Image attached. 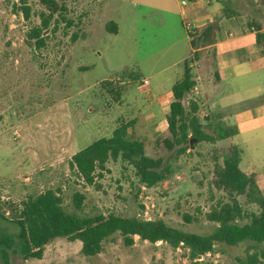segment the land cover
<instances>
[{"label": "rangeland", "instance_id": "374dc122", "mask_svg": "<svg viewBox=\"0 0 264 264\" xmlns=\"http://www.w3.org/2000/svg\"><path fill=\"white\" fill-rule=\"evenodd\" d=\"M182 1L68 0L44 32L45 46L38 49L28 34L41 25L45 8L38 0H29L26 17L20 0H0V213L6 217L0 216V236L15 240L17 253L10 252V264H235L237 256L245 255L247 245H218L214 253L191 261L184 248L175 250L166 243L153 244L138 237L133 246L126 247L118 234L92 257L81 253L79 240L63 238L47 245L42 259L23 263L19 253L16 206L49 189H60L66 210L81 216L115 213L161 219L190 232L209 234L214 225L206 213L222 196L211 184L214 155L221 156L231 143H237L244 151L242 168L264 173V131L214 145L195 142L191 153L181 157L154 146L168 125L164 116L153 126L146 124L150 106L183 78L184 62L179 61L191 51L188 33L195 29L187 13L191 2L186 0L189 6L182 7ZM221 1L237 10L239 15L234 17L238 21L254 19L264 24V0ZM108 23L116 26L117 33L107 31ZM203 52L194 72L207 81L209 69L203 62L208 56ZM143 79L150 81L138 89ZM222 92L236 93L225 85L218 87V93ZM199 97L196 91L190 95L199 102L203 124L215 129L220 117L204 114ZM252 102L249 109L254 113L259 104ZM243 110L238 108L240 113ZM133 119L135 135L149 141L148 154L163 156L174 165L175 174L147 188L131 167L111 161L99 187L86 189L84 208L76 211L73 194L84 189L74 184L71 157ZM213 129L205 130L212 134ZM131 133L129 129L128 138ZM239 199L246 210L258 209L256 204H246L244 197ZM186 215L193 222L188 223ZM3 248L0 264H5Z\"/></svg>", "mask_w": 264, "mask_h": 264}, {"label": "trees", "instance_id": "16d2710c", "mask_svg": "<svg viewBox=\"0 0 264 264\" xmlns=\"http://www.w3.org/2000/svg\"><path fill=\"white\" fill-rule=\"evenodd\" d=\"M20 1V9L29 17V0ZM38 1L46 12L41 14V25L34 27L28 38L35 40L36 47L41 49L46 43L44 32L49 29L53 17L64 11L68 0ZM227 5L226 3L223 6L226 17L239 15L237 10H230ZM247 24L248 28L255 32L256 47L260 55L264 56L263 24L254 19ZM106 29L108 32L117 33L113 23H108ZM219 31L220 23L216 21L188 33L194 51L183 63V78L172 88V101L166 116L167 129L160 138L154 140V146L164 147L177 157L191 153V149L196 147L195 142L214 145L218 141L233 140L239 134L235 125L219 123L215 129L213 126H205L199 116V102L190 99L197 85L194 69L202 60V52L217 43ZM106 84L107 82H102L103 86ZM116 95L119 97L120 92L117 91ZM262 103L264 104V95ZM135 123V119L122 122L110 137L94 141L71 157L69 166L75 177L74 184L84 189L73 194V206L76 211L84 208L86 189L99 187V180L109 171L107 165L111 161L122 162L125 167H131L138 182L147 188L155 187L173 177L174 165L163 156L148 154L149 141L135 135ZM206 127L214 130L212 134L205 130ZM129 129L132 133L128 138ZM243 154L241 146L231 143L226 151L220 152L221 156L214 155L211 184L222 196L206 213L207 221L214 225L209 234L190 232L169 225L161 219L124 217L115 213L81 216L66 210L60 189H49L28 197L16 206L14 221L21 228L19 253L22 261L26 263L30 259H42L46 246L55 238L72 242L79 240L82 243L81 253L92 257L100 254L104 243L118 234L126 247L133 246L135 238L138 237L141 241L153 244L166 243L175 250L184 248L188 251L191 261L214 253L218 245H247L245 255L237 256L235 264H264V182L262 174L243 171ZM240 197L246 199V204H256L258 209L246 210L240 202ZM0 216L6 219L2 213ZM185 220L188 223L193 222L189 215L185 216ZM0 246L5 247L1 249L4 263L10 264V252L17 253V249H14L15 240L2 235Z\"/></svg>", "mask_w": 264, "mask_h": 264}, {"label": "crops", "instance_id": "0c3cea01", "mask_svg": "<svg viewBox=\"0 0 264 264\" xmlns=\"http://www.w3.org/2000/svg\"><path fill=\"white\" fill-rule=\"evenodd\" d=\"M189 1L191 5L187 8V13L191 15L195 28H202L216 21L220 23L217 43L204 50L206 51L205 56H208V59L203 62L209 69V74L205 73L207 81H202L201 74H196L197 85L194 91L200 94L199 101L206 110L204 114L219 116L220 124L237 126L239 134L236 137L243 134L250 135L254 131H264V104L262 103L264 56L260 55L256 47L255 32L248 28L247 20L238 21L234 16L226 17L221 0ZM184 12L183 9L182 13ZM189 41L191 44V38ZM193 51L191 44L190 54L182 57L179 62H184L192 55ZM145 80L149 79L141 80L142 86H139L138 89L145 87L143 83ZM224 85L230 91L234 89L236 93H218V87ZM171 101L172 91L158 97L156 103L150 106L151 118L146 121V124L153 126L162 121V116L167 122L166 116L169 113ZM252 101L259 104L254 113L249 109L254 103ZM239 107H244L245 110L240 113ZM155 127L153 128L155 129ZM243 162L245 163V159H242L241 168ZM243 171L262 174L264 182V173L253 171L249 166Z\"/></svg>", "mask_w": 264, "mask_h": 264}, {"label": "built area", "instance_id": "2783aa9c", "mask_svg": "<svg viewBox=\"0 0 264 264\" xmlns=\"http://www.w3.org/2000/svg\"><path fill=\"white\" fill-rule=\"evenodd\" d=\"M188 4H189V3H188V1H186V0H183V1L181 2V5H182V6H187ZM148 82H149L148 80H145V81H144V84L147 85Z\"/></svg>", "mask_w": 264, "mask_h": 264}, {"label": "water", "instance_id": "95a60500", "mask_svg": "<svg viewBox=\"0 0 264 264\" xmlns=\"http://www.w3.org/2000/svg\"><path fill=\"white\" fill-rule=\"evenodd\" d=\"M191 143H192V141H191Z\"/></svg>", "mask_w": 264, "mask_h": 264}]
</instances>
